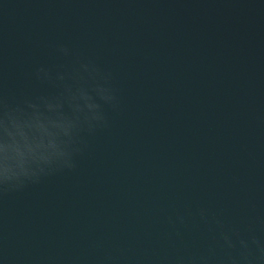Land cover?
Segmentation results:
<instances>
[{
	"label": "water",
	"instance_id": "obj_1",
	"mask_svg": "<svg viewBox=\"0 0 264 264\" xmlns=\"http://www.w3.org/2000/svg\"><path fill=\"white\" fill-rule=\"evenodd\" d=\"M0 264H264V0H0Z\"/></svg>",
	"mask_w": 264,
	"mask_h": 264
}]
</instances>
